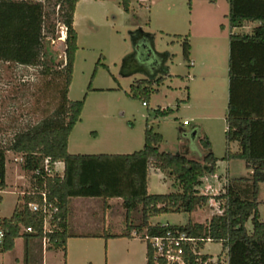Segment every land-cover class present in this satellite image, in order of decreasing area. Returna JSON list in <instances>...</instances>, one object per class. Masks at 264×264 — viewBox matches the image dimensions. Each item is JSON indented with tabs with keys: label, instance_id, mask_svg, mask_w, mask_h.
Masks as SVG:
<instances>
[{
	"label": "rangeland",
	"instance_id": "1",
	"mask_svg": "<svg viewBox=\"0 0 264 264\" xmlns=\"http://www.w3.org/2000/svg\"><path fill=\"white\" fill-rule=\"evenodd\" d=\"M203 4L194 0L191 5L189 0H131L126 11L123 0H80L77 3L74 26L78 49L68 97L81 100L86 95V101L82 122L69 138L71 154L131 153L143 147L145 128L149 125L163 135L161 151L192 158L203 155L200 137L209 138L220 167L216 177L204 180L203 191L207 192L204 184H218V176L226 175L228 164L223 157L228 147L229 46L222 35L213 32V27L210 28L212 33H203L202 16L220 15L221 23L229 30V20L224 16L229 12V3L218 0V8L213 6L207 12ZM56 18L59 20L58 13ZM256 24L238 31L250 32ZM187 35L193 46L190 59L185 58L183 50ZM65 37L66 28L58 22L51 45L59 62L65 58ZM160 77L164 79L160 83L153 82L155 90H150L148 104H143L142 93L133 96L131 86L137 80ZM62 85V76L45 75L37 65H9L0 61V145L10 146L13 134L19 129H33L56 118L61 110ZM187 96L190 99L182 101ZM158 108L172 111L157 114ZM184 120L189 124H183ZM6 156L8 187L0 190L3 197L0 217L11 216L18 196L33 190L31 173L22 168L21 155L10 150ZM58 167L57 172L64 174L61 166ZM230 171L235 176H247L249 169L244 160L233 159ZM149 180L150 193L180 190L168 169L156 168ZM259 199L264 200L263 184ZM112 204L108 210L101 198L99 203H88L82 208H77L76 203V207H72L70 232L96 236L71 239L70 264H146V242L141 234L133 231V240L125 236L107 237L126 232L122 204L115 201ZM259 208L264 214V204ZM218 209L216 201L210 200L192 213L161 214L151 217L150 222L174 225H184L190 220L205 222L206 217ZM133 214V222L138 224L140 215ZM248 226L251 228V222ZM201 251L219 258L222 244L208 241ZM22 256L21 238L11 251L0 252V264H21ZM45 257L48 264L64 263L63 253L56 249L45 252ZM221 259H225V253Z\"/></svg>",
	"mask_w": 264,
	"mask_h": 264
},
{
	"label": "trees",
	"instance_id": "2",
	"mask_svg": "<svg viewBox=\"0 0 264 264\" xmlns=\"http://www.w3.org/2000/svg\"><path fill=\"white\" fill-rule=\"evenodd\" d=\"M80 0H0V61L21 65H37L45 75L63 77L61 110L56 118L33 129L17 130L10 146L0 145V189L5 190L7 152L22 157V168L31 173L33 190L18 196L9 217H0L3 240L0 251H11L15 240L24 238V260L30 263L29 242L43 238V214L29 208L31 202H42L46 192L50 202L58 205L56 228L49 232L47 249L62 250L67 254V240L72 234L67 229L69 202L76 196L121 197L126 210L127 229L121 235L132 237L135 230L146 236H180L194 238L195 244L184 243L187 264H204L212 257L199 253L208 241L222 244L217 264H264V214L259 199L264 185V0H228L227 18L230 28L246 22H258L251 33L230 34L229 99L227 106L226 139L228 147L223 159H242L250 173L247 176L229 177L218 194L201 193L203 178L216 174L219 158L212 151L207 136L200 137L204 150L200 159L184 154L160 150L163 135L147 125L145 142L141 149L131 153H77L68 151L69 137L81 120L86 95L81 100H70L68 92L73 80L78 49V33L74 15ZM131 0H123L126 11ZM192 0H189L191 5ZM58 7V12L56 11ZM58 13L59 20L56 18ZM66 28V49L63 62L52 50L57 24ZM223 27V25H222ZM188 35L183 41L184 56L190 57ZM164 78L140 79L132 84V93H142L148 104L153 82ZM13 84V83H10ZM18 90L21 86H17ZM13 89V88H12ZM17 90V91H18ZM182 101H187L184 99ZM172 110L157 109V114ZM237 141L239 150L233 152L230 142ZM168 169L178 191L150 193L148 191L149 163ZM59 161L65 163L64 174L54 171ZM1 198V197H0ZM210 199L219 202L221 214L211 215L205 222L190 220L184 225L152 224L150 218L166 213H192L208 204ZM134 212L140 222L131 224ZM251 222V228L248 226ZM32 228V231H27ZM145 241V240H144ZM147 264H166L156 258L154 249L146 242ZM196 248V253L193 248ZM225 253V259L221 255Z\"/></svg>",
	"mask_w": 264,
	"mask_h": 264
},
{
	"label": "crops",
	"instance_id": "3",
	"mask_svg": "<svg viewBox=\"0 0 264 264\" xmlns=\"http://www.w3.org/2000/svg\"><path fill=\"white\" fill-rule=\"evenodd\" d=\"M195 1H202V3H204L203 5H204V7H205V9H206V12H207V10L208 11H210V10H212V7L213 6H216L217 8H218V0H194V2ZM214 13V12H213ZM227 14L228 13H225V15L224 16H226L227 17ZM202 20H203V24H202V26H203V33H205V34H209V33H212L211 31H210V28L211 27H213V32L216 34V35H222L226 40H227V44H228V46H229V56H228V78H229V57H230V34H231V32H233V33H240V34H244V33H251L252 32V30H253V28H254V26H256L257 24H258V22H257V24L256 25H253V27H252V30L250 31V32H243V31H238V29H241V28H245L247 25H249V24H251V23H255V22H246L243 26H241V27H236V28H233V29H231L230 28V25H229V30H227V25L225 24V23H221V16L220 15H218V16H216V17H214V16H212V15H210V14H206V16H202ZM222 25H223V27H222ZM218 27H219V29H218ZM226 31H229L228 33L226 32ZM204 34V35H205ZM188 38H189V36H188ZM189 41H190V44H191V48H190V56H191V51H193V46H192V43H191V40H190V38H189ZM193 53V52H192ZM189 59H190V57H189ZM192 65L193 66H195V63H194V61H192ZM170 74V73H169ZM170 75H173V74H170ZM194 78L196 77V75L195 76H193ZM192 77V78H193ZM187 88H188V91H189V93H188V95H190V86H186ZM228 96H229V86H228ZM190 99V97L189 96H187V100H189ZM228 99H229V97H228ZM82 122V120L81 121H79L77 124H76V126L79 124V123H81ZM75 126V127H76ZM75 129V128H74ZM73 132V131H72ZM72 134V133H71ZM70 138V137H69ZM236 143V144H235ZM69 144V143H68ZM229 146H230V149L233 151V152H237L238 150H239V143L237 142V141H232V142H230V144H229ZM234 148H237V149H234ZM203 153L202 154H204V150L202 151ZM90 154H92V153H90ZM188 157V156H187ZM203 157V155L201 156V157H198V158H195V159H200V158H202ZM190 158H192V157H190ZM225 160V159H224ZM231 160H233V159H231ZM226 162H227V164H228V169H227V172H226V175L225 176H223L222 174L221 175H219L218 177V184H213L212 186L210 185V184H208L207 182H205V183H207V184H204L205 185V187H210V188H212L211 189V192H209L208 190H207V192H206V194H218V193H220L221 191H223V187H224V185H225V183H226V181H227V179L229 178V177H233V176H235V175H233L232 173H231V171H230V160H225ZM58 166H61V171H63V170H65V163L64 162H62V161H59V162H57L56 164H55V167H54V171L56 172V173H58V174H60V175H63L61 172H57V168H59ZM217 167L219 168L220 167V161H218L217 162ZM156 168H158V166H157V164H156V162L155 161H153V160H151V162L149 163V173H148V190H149V187H150V176H151V172L152 171H155L156 170ZM250 173V170H249V172H248V174ZM171 176H172V174H171ZM217 176V174H209V175H207L206 177H204L203 178V183H204V180L205 181H207V179H208V177H216ZM173 177V176H172ZM202 183V184H203ZM202 186V185H201ZM199 187V189H201L202 191L201 192H205V191H203V189H202V187ZM214 187V188H213ZM1 190V189H0ZM1 191H4V190H1ZM0 200L3 198L2 197V195H0ZM101 198L102 199H104L105 200V208H107L108 210H110L112 207H113V204H112V202H117L118 204H122V207H123V200H122V198L121 197H107V198H103V197H101V196H76V197H71V199H70V202H69V213H68V218H67V229H68V231H69V233L70 234H72V236H70L69 238H68V240H67V254H66V257H64V252L62 251V250H58V252L60 251V252H62L63 253V260H64V263L63 264H70V262H69V252H70V242H71V239L73 238V237H80V236H96L95 234L93 235V234H78V233H71L70 232V228H71V226H72V219H71V214H72V207H76V203L78 204L77 205V208H82L83 206H85V205H87L88 203L90 204V203H95V202H98L99 203V201L101 200ZM123 209H124V211H125V222H126V210H125V208L123 207ZM213 214H215V212H213L212 213V215ZM134 215V214H133ZM211 216H209V217H206V220L207 219H209ZM131 224L132 225H136V223L135 222H133V216L131 217ZM126 229H127V222H126ZM133 231H135V230H133ZM133 231L131 232V234H132V237H127L128 239H135V237H134V235H133ZM124 233V232H123ZM122 234V233H121ZM23 239V256H22V263L21 264H25V260H24V246H25V242H24V238L23 237H19V238H17L16 240H15V245H16V242H17V240H19V239ZM53 249H47V247L46 248H44V246H43V244L41 243V241L40 240H38V239H34V240H32V241H30L29 242V251H30V263L29 264H48L47 263V259H46V257H45V252H50V251H52ZM1 253H7V252H9V251H7V252H2V251H0ZM146 253H147V246H146ZM146 264H147V257H146Z\"/></svg>",
	"mask_w": 264,
	"mask_h": 264
},
{
	"label": "built area",
	"instance_id": "4",
	"mask_svg": "<svg viewBox=\"0 0 264 264\" xmlns=\"http://www.w3.org/2000/svg\"><path fill=\"white\" fill-rule=\"evenodd\" d=\"M144 105L146 102L143 103ZM183 124H189L187 120L183 121ZM207 190L211 189L210 187H206ZM203 193V192H201ZM206 194V192H204ZM211 201H216L215 199H210ZM219 209L218 214L222 213L219 202L216 201ZM29 208L32 211H40L43 214V238L42 244L44 248L47 247L49 238L48 233L53 232L54 228H56L57 224H55V217L59 211V207L57 204L50 202L47 198L46 192H42V202H31L29 203ZM27 231H32V228H27ZM3 240V232L0 231V243ZM145 242L149 243L150 246L154 249L155 257L161 258L165 261L166 264H187V261L184 257V243H193L195 244L194 238H190L185 236L184 234L180 236H146L144 238ZM194 252L196 253V248L194 247ZM199 253H202L200 251ZM217 257L208 258L204 264H217ZM159 264V262H157Z\"/></svg>",
	"mask_w": 264,
	"mask_h": 264
}]
</instances>
